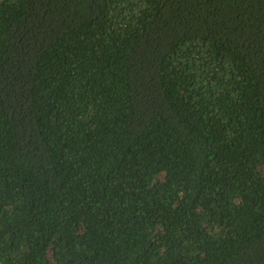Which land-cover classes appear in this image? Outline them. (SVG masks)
I'll use <instances>...</instances> for the list:
<instances>
[{
    "label": "trees",
    "instance_id": "16d2710c",
    "mask_svg": "<svg viewBox=\"0 0 264 264\" xmlns=\"http://www.w3.org/2000/svg\"><path fill=\"white\" fill-rule=\"evenodd\" d=\"M1 264H264V0H0Z\"/></svg>",
    "mask_w": 264,
    "mask_h": 264
},
{
    "label": "clouds",
    "instance_id": "9594fccd",
    "mask_svg": "<svg viewBox=\"0 0 264 264\" xmlns=\"http://www.w3.org/2000/svg\"><path fill=\"white\" fill-rule=\"evenodd\" d=\"M1 264V263H0Z\"/></svg>",
    "mask_w": 264,
    "mask_h": 264
}]
</instances>
